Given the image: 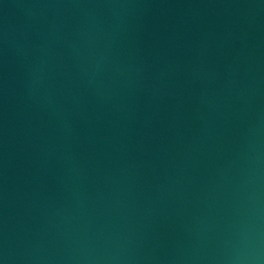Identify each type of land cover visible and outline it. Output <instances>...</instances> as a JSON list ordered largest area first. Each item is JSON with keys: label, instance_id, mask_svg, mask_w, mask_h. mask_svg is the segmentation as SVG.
I'll return each mask as SVG.
<instances>
[{"label": "water", "instance_id": "obj_1", "mask_svg": "<svg viewBox=\"0 0 264 264\" xmlns=\"http://www.w3.org/2000/svg\"><path fill=\"white\" fill-rule=\"evenodd\" d=\"M0 264H264V0H0Z\"/></svg>", "mask_w": 264, "mask_h": 264}]
</instances>
